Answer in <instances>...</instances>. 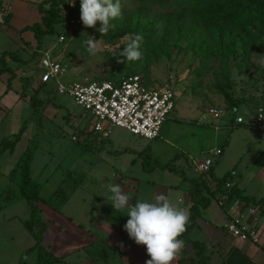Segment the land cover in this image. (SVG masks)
I'll use <instances>...</instances> for the list:
<instances>
[{
	"label": "rangeland",
	"instance_id": "obj_1",
	"mask_svg": "<svg viewBox=\"0 0 264 264\" xmlns=\"http://www.w3.org/2000/svg\"><path fill=\"white\" fill-rule=\"evenodd\" d=\"M201 1L204 3L196 0H121L122 18L112 21L115 27L106 34L101 33L99 21L95 27H86L78 15H72L78 21L71 23L64 32V40H60L67 8L76 6L80 10V0H75L74 4H69L71 0H14L11 19L0 25V54L3 50L13 53L11 59L15 64L11 66L16 75L13 85L22 98L28 99L16 98L17 91L10 90L9 111L0 116V140L25 125L14 152L0 155V181H9L6 179L8 171L16 167L33 138L35 151L29 169L41 184L37 202L48 222L45 243L56 254L65 252L67 263L124 264L119 253H110L105 244L82 248L90 232L99 236L101 242L116 247L109 234L115 236L117 233L100 224L92 227L94 222L90 220L96 216L99 221L104 211L101 207H105L107 213H119L106 204L112 201L108 184L116 183L113 165L132 180L125 185L127 188H122L130 199L138 192L139 196L156 201L157 197L165 196V188H170L168 200L176 204L177 198H184L190 179L196 175L189 162V158L195 157H211L217 177L231 172L234 184L257 197L264 195V131L235 123L236 116L251 123L256 110H264V34L260 37L255 30L243 34L236 29L237 22L225 17L227 23L220 17L223 7L216 5L217 0ZM230 1L236 3L235 8L243 4L242 0ZM51 4L60 9L64 18L55 24L54 33L44 35L41 45L37 46L31 26L41 23V7L48 8ZM2 5L5 4L1 1L0 7ZM78 10L71 14H78ZM137 33L143 37L142 57L123 62L119 50ZM89 39L96 44L95 52H89ZM43 51L50 52L61 63L64 83L115 79L138 73L151 87H172L177 99L160 127L159 136L147 141L113 127L104 152H97L96 147L86 148L80 138L71 140L74 133L67 109L78 115L84 128L89 126L90 115L85 114L71 97L55 94L53 98L51 91L39 85L36 59ZM38 87L40 117L32 112L30 103ZM223 88L230 96L241 100L237 109L232 110ZM56 102L64 103V107H58ZM212 110L218 112L219 117L212 116ZM75 133L80 136L83 132ZM131 144L147 147L148 165L154 164L150 170L142 169L139 159L131 163L135 158L133 153L122 151ZM216 148L223 150L220 156L211 154ZM105 160H109L107 165ZM143 176L150 181L145 182ZM55 190L63 193L55 194ZM47 199L58 210L47 205ZM29 215L30 206L24 198L12 201L0 211V264H18L21 260L25 264H35L36 252L26 253L34 239L22 225ZM215 221L218 226L206 231L213 243L222 235L220 217L215 216ZM138 252L133 246L130 253L135 260L142 258L143 252ZM84 257L88 260L82 263ZM174 259L177 264V255Z\"/></svg>",
	"mask_w": 264,
	"mask_h": 264
},
{
	"label": "crops",
	"instance_id": "obj_2",
	"mask_svg": "<svg viewBox=\"0 0 264 264\" xmlns=\"http://www.w3.org/2000/svg\"><path fill=\"white\" fill-rule=\"evenodd\" d=\"M1 1L4 2V4L9 5L10 10H12V4H13L14 0H0V2ZM10 19H11V11L9 12V15L7 17H4V22L1 24L6 23ZM40 51L41 50H39V52ZM3 52H9V54L7 56H5V62L12 68V71L3 70L1 68V64H0V80H1V82H0V116L5 115L9 111L10 105L7 103V99H8V96L12 93L10 90H15V92L17 91L18 96H16V98H19V99L22 98L20 96V93H19L20 91L17 90V88H15L13 85V83L16 81L15 71L13 70V66H11L12 65L11 63L14 62V61H12V59L14 58L13 53L9 50H3L1 52V54ZM1 54H0V56H1ZM36 61L38 63V58L36 59ZM13 64H15V62ZM38 73H39V69H38ZM11 76H12V79H9ZM36 79L38 80L39 84H43L39 81L38 74L36 76ZM2 82H4L5 84H3ZM43 87L48 89V91L52 92L53 98L55 97V94H57L55 92V90L51 88V86L43 84ZM47 87H49V88H47ZM65 96H67V95H65ZM37 98H38V96H37ZM53 98H51V99L54 100ZM22 99H25L26 101H28L27 98H22ZM57 105H61L62 107H64V103H57ZM31 106H32V104H31ZM31 110L33 113H37V112L33 111V106H32ZM67 111H68L69 117L71 118L69 120V125L71 127L72 134L74 133L72 136L75 137V139L73 141H77L80 138L79 140H81V139L83 140L86 148L92 150L93 147H96L97 152H102V151L104 152V150L106 149L105 148V144H106L105 142L108 139H110V135H111V132L113 131V129L111 130V132L108 136H103L99 132H94L93 130H90L88 127H87L88 129L84 128L83 126L81 127V122L77 119L78 115H75L74 113L72 114V109L68 108ZM75 119H77V120H75ZM0 122H1V120H0ZM74 126L77 127V129L72 128ZM73 130H75V131H73ZM78 131H82L83 133L80 136H78L75 133ZM262 131H264V130H262ZM13 134H15V133H13ZM13 134H10L6 137H3L0 140V144L4 139L10 138V136ZM129 134L133 135L131 133H129ZM133 136H135L139 139H145V138L137 136V135H133ZM22 137H23V134H22ZM71 140H72V137H71ZM87 140H89V141H87ZM145 140L149 141V139H145ZM150 140H152V139H150ZM15 147H16V145H15ZM146 149H147V147H142V146L137 147V146L131 144V145H126V147L124 149H122V151L124 153H130V154L133 153L135 158L131 159V163H134V161L136 159H139V161L142 165V169L150 170L154 164L148 165V163H149L148 159L149 158H147V157H148L149 153H148V155L145 153ZM216 149H219V148H216ZM14 150H15V148H14ZM115 151H118V150L115 149ZM222 151L223 150H221V153L219 154V156L223 153ZM4 152H8V151H3L2 153H0V155L4 154ZM142 155L144 156V158H142ZM195 158L201 160L205 157H201V158L195 157ZM191 159L193 160L194 158H189V162H190L191 168L193 169V172L196 175L194 178L190 179V183H189L188 187L186 188V193L184 194V198H180V197L177 198L176 204L172 202L173 200H171V202L179 208L187 209L190 213V207L192 206V199H191V194L189 192V189L192 186V183H194L193 182L194 180H195V183L197 182L198 184H200V186L202 188V194H203V196L208 197L209 202H208V205L206 207L201 208L200 217L198 218L197 224L195 225V227L190 231L189 237L192 240H196L198 242L204 243L207 246H209V249L206 252V254L209 256V264H264V235L262 237V233L264 231V195L257 197L253 193L246 192L242 186H240L238 184H234L231 181V178L233 176L231 172H226L224 174V176L217 177L213 171V164H214L213 162H212L210 170L207 172V174L206 175H200L198 172H196L194 170L193 165L191 163ZM217 159L214 158L215 161ZM108 161L109 160H105L104 163H106V165H107L109 163ZM166 165L168 166V163ZM113 166L115 168V171L112 172V175L114 176L113 178H115V180H116V184H119L121 186V188H124V189L127 188L125 185L132 182V180L129 178V175L122 174L120 172L118 166L117 167H116V165H113ZM12 169L13 168H11L8 171V173H7L8 175H6L7 176L6 179L9 177V174H10ZM120 174H122V175H120ZM261 175H262V173L260 174V176ZM141 178L143 180H145V182L150 181L147 179L146 176H143ZM7 183H8L7 180L6 181H0V189L2 187H4ZM227 184H229V185H227ZM165 189L166 190H165L164 195L168 198L170 188H165ZM236 189L239 190L240 196L237 195L235 197L229 198V194L231 193V191H235ZM72 192H70V194ZM241 195L242 196H249L250 199H248V200L244 199L243 197H241ZM17 200H19V199H17ZM17 200H15V201H17ZM140 200L152 201V199H148V198L145 199L144 196L141 197V196H139L138 192H135V193H133V196H131V199L129 200V207L134 206ZM236 200L241 201L244 205V206H242V208L240 207L241 208L240 212H238L239 210L230 209ZM152 202H155V201H152ZM36 203L38 205H40L38 202H36ZM111 203H112V201L111 202L106 201V204L109 206L111 205ZM7 206H5L4 208H6ZM4 208H2L1 210H3ZM249 208L253 209L252 212H249ZM101 209H103L104 211H103V214L98 218V220L100 222L96 221V219H97L96 216H93L90 219L92 223L94 222L92 227L93 226L95 227L96 225L100 224V226H102V227L104 226V227L110 229L111 232H113V231L116 232L117 233L115 235L116 237L109 234V236L111 238L113 237L112 238L113 242H111V241L110 242L114 243L116 245V247L109 244V243L101 242L100 241L101 238L99 236L90 232V234L87 236L88 240L86 242V245L85 246L82 245V248H85V247H87L89 245H93V244H100L103 247V245L105 244V247L107 248L108 251H110V253H112V254L116 253V252L119 253V255L121 256L120 259L123 258V260H121V263H124V264L125 263H127V264H146L145 263L146 260L150 259L149 255L146 251V246L136 244L132 239H130L128 237V234L124 230L123 225L117 221H113V219L107 213L108 210H106L105 207H103V208L101 207ZM229 210H230V213H229ZM121 211L125 212V211H127V209H122ZM232 214H234L235 216H237V215L241 216L240 220L246 224L247 229H249V231L253 232L254 237H256V241L252 240L251 238L243 239L239 236H235L227 230L225 224L229 219H231ZM215 216L220 217L221 222L219 223V227L221 228L222 235L220 237H218L215 240V242L213 243V241H211V239L206 234V231L207 230L211 231L212 228L209 230L210 227H217L218 226L216 221H215ZM23 221H22V225H23ZM46 223H47V229L46 230H48V222L46 221ZM59 231H60V229H59ZM45 234H46V231L43 234V240H42L43 245L49 251H51L55 256L62 259L65 264H71L70 262L67 263L66 260L64 259V256L66 255L65 252H64L65 255H63L64 253H59V254L57 253L56 254L50 248L47 247V245L45 243ZM256 245H258V246H256ZM31 246H29V247H31ZM133 246L138 248L139 252H143L141 260H139V259L135 260L133 258V256L131 255L130 252L133 249ZM259 247L263 250H261ZM28 248L26 249V253L35 252V251H27ZM75 250L76 249H74L73 251H75ZM177 258H178L177 264H197V256L194 252L192 245L189 243H187V244L183 243L181 250L177 253ZM86 259L87 258L84 257L82 263L86 262L88 260V259L87 260ZM21 262L23 264H25L24 260H21L19 263L21 264ZM78 263H80V262H77V264ZM172 263L176 264V259H174V261ZM35 264H36V262H35ZM92 264H93V262H92Z\"/></svg>",
	"mask_w": 264,
	"mask_h": 264
},
{
	"label": "built area",
	"instance_id": "obj_3",
	"mask_svg": "<svg viewBox=\"0 0 264 264\" xmlns=\"http://www.w3.org/2000/svg\"><path fill=\"white\" fill-rule=\"evenodd\" d=\"M9 12V5L5 4L0 7V24L4 22V17H7ZM64 17L62 16L65 29L59 34L60 40H64V32L71 26V23L78 21L70 16ZM38 69L39 81L51 86L59 95L70 96L85 114L90 115L88 128L103 136H108L113 127H118L133 135L149 140L154 139L159 136L160 127L174 109L177 99L172 87L168 85L151 87L138 73H129L115 79L64 83L61 80L63 67L48 51L41 52ZM211 113L212 116L219 117L218 112L212 110ZM235 123L252 125L264 130V110L258 108L251 123L244 121L240 116L235 117ZM74 139L75 137L72 136V140ZM220 153L221 149H215L211 154L218 156ZM212 162L211 157L201 160L191 159L194 170L200 175L207 174ZM242 206H244L243 203L236 200L230 209L240 212ZM252 210L249 208V212ZM240 217V215L232 214L231 219L225 224L227 230L235 236L256 241L253 232L247 229Z\"/></svg>",
	"mask_w": 264,
	"mask_h": 264
},
{
	"label": "trees",
	"instance_id": "obj_4",
	"mask_svg": "<svg viewBox=\"0 0 264 264\" xmlns=\"http://www.w3.org/2000/svg\"><path fill=\"white\" fill-rule=\"evenodd\" d=\"M196 1L204 3L201 0ZM242 1L243 4L238 8H235L236 3L234 1L217 0L216 5L218 7H223L219 12L220 17H222L223 19H225V17H228L230 22H237L236 29L241 30L243 34H249V30H255L258 33L257 35L262 37V34H264V0ZM67 10L68 16L72 17V15H78V17H80V10H78V7L73 6L69 9L67 8ZM75 10H78L79 13L71 14V11ZM226 10L229 15L225 14ZM41 12L43 13L41 23H36L31 26V29L33 30L34 36L36 38L37 46L41 45L44 35L54 33L55 24L58 21L62 20L60 9L58 7L54 8L52 4L48 8L41 7ZM203 14H205V12H203ZM225 22L229 23L226 19ZM260 41L261 39H258V42ZM8 54L9 52H3L1 54L0 64L3 70L12 71V68L5 62V56H7ZM262 68L264 69V66ZM9 79H12V76ZM39 85L43 86V84ZM38 89L39 87L35 90L34 94H32L30 102L33 106V111L37 112L40 117L41 113H39L38 107L41 100H39L36 95ZM222 91L232 110L237 109L241 100L239 98H233L232 96H230V93L225 88H223ZM57 106L62 107L61 105ZM24 129L25 125H23L18 132L11 135L10 138L4 139L0 144V153H2L3 151L12 153L14 151L15 145L21 139ZM32 142H34L33 138L24 150L21 158L18 159L16 167L11 170L8 177V183L0 189V210L10 204L12 201L24 198L30 206V215L28 220L26 219L23 221V226L34 239V244L29 247L27 251L36 252V264H65L62 259L55 256L42 243L43 234L47 229V223L42 216L41 207H39V205L36 203L39 200V191L41 184L32 177L29 169V165L33 159V154L35 151V147ZM193 182L194 183H192V186L189 189L192 199V206L190 207V221L186 226V231L179 238L183 241L184 244L189 243L192 245L197 256V264H209V256L206 254L209 246L196 240H192L189 237L190 231L195 227V225L197 224V220L200 217L201 208L206 207L209 202L208 197L203 196L200 184H198L197 182L195 183V180ZM55 192V194L63 193L62 190H55ZM239 194V190L236 189L235 191H231V193L229 194V198L235 197ZM241 197L247 200L250 199L249 196L241 195ZM63 198V200H65L64 196ZM45 203L51 208L58 210V208L50 205V200H45ZM108 214L113 219V221H117L122 225H124L129 218L126 215L127 211L124 212L119 210V213H117L116 215L110 213Z\"/></svg>",
	"mask_w": 264,
	"mask_h": 264
},
{
	"label": "clouds",
	"instance_id": "obj_5",
	"mask_svg": "<svg viewBox=\"0 0 264 264\" xmlns=\"http://www.w3.org/2000/svg\"><path fill=\"white\" fill-rule=\"evenodd\" d=\"M75 0H71L74 4ZM121 0H80V18L84 26L95 27L106 34L115 27L112 21L122 18ZM143 37L133 34L126 46L119 50L123 62L136 61L142 57L141 44ZM89 52H95L96 44L92 39L87 41ZM116 54V53H114ZM112 194L111 205L115 210L127 209L129 217L123 225L128 237L138 245H145L150 257L146 264H171L183 246L179 237L186 231L190 213L171 203L166 196H159L155 202L140 200L129 207L130 197L116 183L108 184Z\"/></svg>",
	"mask_w": 264,
	"mask_h": 264
}]
</instances>
